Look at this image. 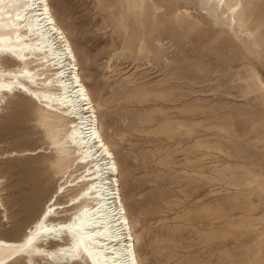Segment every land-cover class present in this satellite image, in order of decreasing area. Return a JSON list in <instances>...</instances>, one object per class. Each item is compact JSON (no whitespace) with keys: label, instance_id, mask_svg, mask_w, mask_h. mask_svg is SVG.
Returning a JSON list of instances; mask_svg holds the SVG:
<instances>
[{"label":"rangeland","instance_id":"rangeland-1","mask_svg":"<svg viewBox=\"0 0 264 264\" xmlns=\"http://www.w3.org/2000/svg\"><path fill=\"white\" fill-rule=\"evenodd\" d=\"M49 2L116 157L140 264H264V0ZM32 60L44 75L31 86L55 89ZM23 91L0 95V239L15 244L0 264H51L27 240L56 200L52 219L72 217L88 173L73 119Z\"/></svg>","mask_w":264,"mask_h":264},{"label":"bare ground","instance_id":"bare-ground-1","mask_svg":"<svg viewBox=\"0 0 264 264\" xmlns=\"http://www.w3.org/2000/svg\"><path fill=\"white\" fill-rule=\"evenodd\" d=\"M5 56L25 68L4 70L1 59ZM35 58H41V66L53 70L55 89L47 87L39 93L31 86L44 75L29 67ZM48 80H44L45 85ZM16 90L33 94L47 108L73 119L68 140L88 173L81 176L84 188L71 199L69 207L77 209L72 217L64 222L52 219L60 209L56 200L37 222L26 246L51 264H140L123 203L116 157L101 134L76 54L56 21L49 0H0V95ZM14 247L15 244L0 239L1 249ZM25 252L11 255L4 263Z\"/></svg>","mask_w":264,"mask_h":264}]
</instances>
